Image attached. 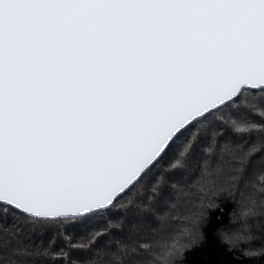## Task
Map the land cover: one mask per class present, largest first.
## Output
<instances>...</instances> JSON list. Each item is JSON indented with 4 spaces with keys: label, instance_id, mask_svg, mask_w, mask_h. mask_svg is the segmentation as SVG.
Returning a JSON list of instances; mask_svg holds the SVG:
<instances>
[{
    "label": "snow or ice",
    "instance_id": "1",
    "mask_svg": "<svg viewBox=\"0 0 264 264\" xmlns=\"http://www.w3.org/2000/svg\"><path fill=\"white\" fill-rule=\"evenodd\" d=\"M186 134L180 155L200 142L243 178L264 153V0H0V264L10 213L62 226L42 254L82 264L73 253L102 233L80 241L73 230L151 179ZM253 175L264 194V158ZM255 207L254 193L242 215ZM202 216L118 248L109 264H215ZM251 239L223 234L229 251ZM197 249V261L185 257Z\"/></svg>",
    "mask_w": 264,
    "mask_h": 264
},
{
    "label": "trees",
    "instance_id": "2",
    "mask_svg": "<svg viewBox=\"0 0 264 264\" xmlns=\"http://www.w3.org/2000/svg\"><path fill=\"white\" fill-rule=\"evenodd\" d=\"M227 116V114H225ZM209 129L199 128L201 135L208 134ZM229 139L240 143V137L229 134ZM191 138L188 134L174 146V151L153 170L151 179H146L133 189L108 213L94 218L84 228L73 230V236L80 241H87L89 232L102 233L91 251L74 252L73 258H79L82 264H109L114 260L113 253L124 245L135 243L142 238L163 232H179L189 226L184 217H194L203 213L200 219L199 231L206 242L209 235L214 240L212 256L215 264H264V256L249 258L247 251H257L264 248V194L253 187L258 184V177L253 170L258 167L264 153H258L253 158V168L248 177L243 178L232 169L236 166L228 153H211L205 150V145L192 142L191 151L180 155L188 147ZM246 147V145H245ZM179 159L175 168L171 162ZM220 171H217V169ZM211 172V177L206 173ZM237 176L233 181L231 177ZM212 181L211 184L207 180ZM153 184L159 185V191L153 193ZM166 194L159 198L160 192ZM255 193V215H242L249 205V197ZM5 241L3 264H51V259L43 255L49 247V238L63 231L55 227L47 229L33 224L27 218L16 213H10L3 224ZM252 236L251 240L242 241L238 247L229 251V245L224 242L223 234ZM26 247L30 256H16L12 250ZM111 250V252L109 251ZM200 249L186 252L185 257L193 262L200 256ZM176 264H182L178 258Z\"/></svg>",
    "mask_w": 264,
    "mask_h": 264
}]
</instances>
